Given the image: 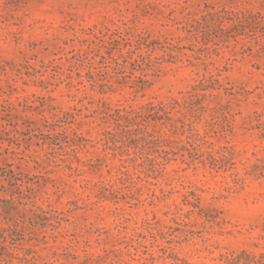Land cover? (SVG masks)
Masks as SVG:
<instances>
[{
  "label": "rangeland",
  "instance_id": "1",
  "mask_svg": "<svg viewBox=\"0 0 264 264\" xmlns=\"http://www.w3.org/2000/svg\"><path fill=\"white\" fill-rule=\"evenodd\" d=\"M0 264H264V0H0Z\"/></svg>",
  "mask_w": 264,
  "mask_h": 264
}]
</instances>
